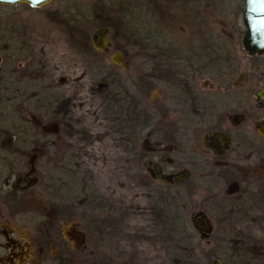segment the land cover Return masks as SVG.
Here are the masks:
<instances>
[{
    "label": "flooded vegetation",
    "instance_id": "1",
    "mask_svg": "<svg viewBox=\"0 0 264 264\" xmlns=\"http://www.w3.org/2000/svg\"><path fill=\"white\" fill-rule=\"evenodd\" d=\"M212 9L211 3H206L205 8L192 16L183 10L176 11L178 17L191 16L195 22V32L172 41L173 47L171 48L151 50L148 45L147 49L142 51L146 71L145 80H143L145 90L142 97L147 100L145 92H148L151 78L155 77L161 86L166 83L164 81L167 79L168 89L170 88L171 91L168 100L171 101L172 108L169 110L178 117L175 123L177 126L175 125L172 129L166 126L167 129H165L162 122H156L157 117H163L168 112L160 109L157 114H152L145 107L143 98L140 99L132 91V83L122 77L120 71L126 69L111 62L108 70L116 72L118 76L125 79L128 88L125 95H130L131 98L133 96L134 101L140 105L137 109L143 111L147 117H144V123L140 125L138 123L137 128L134 129L132 117H127L128 112L126 117H121L126 120V128H121L115 115L106 114V116L111 122L115 140L118 139L116 141L120 143V147L128 156L131 167L139 169V172L136 170L137 176L140 175L141 181L146 183V208L153 228L156 226L149 208L152 193L164 191L165 186L168 188L183 187L190 184L192 176H195L200 182H205L209 192L206 197V212H204L212 224L211 235L218 233L238 235L240 234L238 227L244 224L249 216L256 212H264V169L260 174L258 171L260 163L255 160L261 157L264 159V149H261L259 142L252 139L248 133L239 130V127L249 118L247 112L235 113L227 119H224L225 116L220 113L228 107L231 100L238 99L237 101L242 103L239 98L244 96L245 86L255 89L251 97L259 107L264 106V103L254 96L256 92L264 91V87H261L260 75L264 68V61L261 60L264 59V53L246 54L242 47L244 31L241 38L238 35L229 37L227 34H218L209 17ZM219 9L220 14H225L224 3ZM159 15L158 19L161 20L162 12L158 10L157 16ZM107 37L111 44L110 51L116 46L112 42L111 32ZM85 45L92 48L100 62L101 56L109 52L97 50L94 47L92 35ZM237 46L243 53L241 58L237 54L240 52ZM213 47L217 49L213 50ZM116 49V53H122L124 57L120 48L116 47ZM77 54L91 72L84 57ZM156 56L158 59L153 60L152 57ZM29 61V58L23 57L20 64L16 66L15 74H5L1 59L0 83L5 84V89L11 81L19 85L30 84V82L26 83L27 79L41 76L35 70L28 72L26 63ZM98 69L102 71L106 68L100 65ZM149 70H153L157 75L150 76L147 73ZM91 76L92 92L103 101L105 107L114 99L110 110L112 113H117L116 111L120 110L118 99L120 100L123 94L121 84L116 82L112 84L113 97L110 100L104 94L107 88L94 83L98 75L91 74ZM114 77L116 78V75ZM42 79L43 83L36 81L30 84L32 98H37V91L34 90L46 82L43 87L40 86V89L43 90L48 103L52 105L56 102V97L64 98L71 119L43 117V120L40 118L42 116H37L38 110L36 109L34 115L25 116L22 113L25 110L21 106V101L17 104L18 114L15 116L22 120H29L41 131L31 134L22 141L15 136L2 138L0 134V264H16L19 258L28 256L30 245L22 239L21 232L17 228H8L2 221L4 217L16 219L31 212L26 197L29 193L36 197L45 196L48 213L51 218L53 217L50 219V233L57 240L55 246L59 254L56 257L60 258L63 263L69 262L80 249H76L74 242L69 241L64 234L65 231H69L72 223L78 224L77 231H82L77 222H70L63 228L59 226L62 221H67V217L76 213L80 216H92L94 224L102 229L116 226L117 221L124 219V214L127 217L126 212L120 211L111 200L95 190L91 173L84 166L81 158L83 145L90 139V136L78 124L70 99L61 93L58 84L49 78L46 66L45 76ZM4 99L9 98L4 97ZM164 104L166 106V102ZM161 107L164 108L162 104ZM239 116L243 118L240 123H235L234 117ZM48 126H55V130L47 131L45 127ZM199 126L209 127L197 139L198 148L203 152V158L192 157L186 152V148L190 145L191 132ZM256 133L264 138L257 129ZM215 134H220V136L214 137ZM140 169H143V172H140ZM157 169L160 174H157ZM184 171L188 172V177L179 184L167 183L161 179L166 175L180 176ZM12 178H16L18 182L22 178L24 184L18 188L10 183ZM251 178H253L252 181H250ZM156 184H161V186ZM101 201L105 203L103 212L100 210ZM209 216L215 220L216 228ZM241 236L238 246L241 247V243L246 244L245 253L254 250L253 239L248 235ZM259 255L260 253L257 252L256 257L260 259Z\"/></svg>",
    "mask_w": 264,
    "mask_h": 264
},
{
    "label": "rangeland",
    "instance_id": "2",
    "mask_svg": "<svg viewBox=\"0 0 264 264\" xmlns=\"http://www.w3.org/2000/svg\"><path fill=\"white\" fill-rule=\"evenodd\" d=\"M95 1L53 0L42 8H30L25 4H18L10 6L11 8L7 10H0V22L18 25L20 35L25 36L34 56L45 63L49 78L55 81L61 93L70 99L71 108L78 124L89 134L90 139L83 145L84 150H82L81 158L84 166L91 173L95 190L111 200L120 211L127 213V217L124 214V219L117 221L116 226L110 229L98 228L94 224L92 216H80L78 213L67 217V221H62L59 225L62 228L70 222H77L85 233V243L73 255V258L64 264H170L166 251L157 242L158 231L156 227L153 228L147 214L146 183L141 181L140 175L137 176L139 169L131 167L128 156L120 147V143L116 141L118 139L115 140L111 122L106 116L108 107H105L103 101L92 92V73L70 47L67 36L60 28L58 16L68 18L71 14L74 15L72 12L74 8L90 6ZM147 1L142 0L141 2L144 8L149 9L148 5L150 4ZM151 1L154 3L158 0ZM222 1L226 7L225 14L219 13L221 5L217 6V4L220 2L210 0L213 9L209 17L216 27V32L227 34L229 37L238 35L241 38L244 31L241 20L243 2L241 0ZM166 6L170 8V11L163 12L161 20L153 19V24L165 36L167 35L171 41H175L195 32V22L191 16L178 17L170 4ZM160 7L162 11L164 7ZM94 32L95 30H92L90 36ZM237 49L239 50L238 46ZM116 50V47H112L108 53L101 56L102 65H105L107 69L111 67L109 58L117 52ZM138 51L139 47L134 46L127 47L126 51H123L128 68L125 71L121 70L120 73L122 77L132 83V91L141 99L145 90L142 79H145L146 71L142 56ZM239 51L237 54L241 58L243 53L241 50ZM261 60L264 61V59ZM147 73L150 76L157 75L153 70H149ZM170 73L172 72L170 71ZM167 75L170 77L169 74ZM260 75L261 87H264V68ZM164 82L166 83L161 86L158 82L150 80L148 92H145L147 100L143 98L142 101L152 114H157L160 109L166 110L168 113L166 112L165 116L156 119L153 117V119L156 122H162L165 129L168 127L172 129L175 127L178 117L169 110L172 108L171 101L168 100L171 91L170 88L168 89L167 79ZM253 90L255 89H252L251 86H245L244 96L239 98L242 103H239L238 99L231 100L220 115L227 119L235 113L247 112L249 118L239 127V130L248 133L252 139L259 142L261 149H264V138L259 137L255 129L257 120L264 117V106L259 107L251 97ZM163 101L166 102V106ZM161 104L164 108L161 107ZM0 124H5V122L0 120ZM45 128L51 132L55 130V126ZM207 128L209 127L199 126L192 130L190 145L186 148L188 155L203 158V152L198 148L197 139ZM85 139L87 138L85 137ZM89 140L90 142H88ZM255 160L260 163L258 171L262 174L264 159L261 157ZM140 172H143V169H140ZM22 181V178L19 182L16 178H12L10 183L19 188L24 184ZM190 181V184L178 189L162 187L169 193H179L189 197L187 203L192 212L198 210L206 212V197L209 192L205 182H200L195 176H192ZM156 185L161 186V184ZM26 197L31 212L16 219L4 217L2 221L8 228H17L21 232L22 239L30 245L28 256L19 258L15 263L60 264L59 258L56 257L59 254L55 246L57 240L50 233V219L53 217L51 218L48 213L45 196L36 197L29 193ZM209 217L213 220L214 228H216L215 220L211 216ZM238 229L241 235H248L253 239L254 250L247 251L246 255L253 262L255 261V264H264V212L252 214ZM218 237L219 233L211 235L207 240H201L195 234L196 249L200 256L204 255L202 264H209L207 258H211L213 253L219 258H225L222 253L223 244L219 242ZM257 252L260 253V259L256 257ZM234 262L232 261L230 264H234Z\"/></svg>",
    "mask_w": 264,
    "mask_h": 264
},
{
    "label": "trees",
    "instance_id": "3",
    "mask_svg": "<svg viewBox=\"0 0 264 264\" xmlns=\"http://www.w3.org/2000/svg\"><path fill=\"white\" fill-rule=\"evenodd\" d=\"M142 0H96L92 5L86 7L74 8V15H70L68 18L58 16L60 22V28L67 36L70 46L80 55H82L89 66L91 73L98 75L95 77L94 83L100 84L105 88V96L111 100L112 84L116 82L121 84L123 94L118 99L120 110L117 113H112L110 105L113 100L107 104L108 115H115L117 121L121 124V128H126V120L121 117H132L133 128H137V124L144 123V117H147L143 111L139 109V103L134 101V98L130 95H125L128 92V88L125 84V79L118 76L116 72L108 70L105 65H102L97 58V54L91 47L86 46L85 43L90 39V32L102 28H107L111 32V39L113 44L120 51H126L127 47L134 46L139 47V53L142 56V51L147 49H168L173 47L172 41L169 37L164 35L160 29L153 24V19H158V10L161 11L163 6V12H169L170 8L166 5L170 4L175 11H186L187 13L194 15L199 13L206 3H211L210 0H158L152 3L148 0V8H144L141 2ZM203 1V2H202ZM218 5L223 3L222 0H217ZM202 2V3H201ZM166 6V7H165ZM212 7V3H211ZM10 6H0V10L10 9ZM93 24V25H92ZM25 36L20 35V28L16 24H9L8 22H0V57L2 59V68L4 73H16V66L22 61L23 57L29 58L30 61L26 63L28 72L35 70L41 76L38 78H29L26 83H33L36 81L44 82L42 78L45 76V63L38 59L32 53L30 47L26 42ZM122 42V43H121ZM132 44V45H131ZM165 44L167 46H165ZM129 45V46H127ZM217 48L213 47V50ZM153 60H157L158 56L152 57ZM103 66L106 69L100 70L99 66ZM35 69H32V68ZM4 75V74H3ZM116 75V78L114 77ZM2 74H0L1 78ZM16 76V75H15ZM145 80V79H142ZM156 82L157 79L151 78ZM149 80V84H150ZM153 82V81H152ZM46 83V82H45ZM45 83L43 85H45ZM155 83V82H154ZM30 84H16L11 81L7 84L0 83V120H3L5 124H0V134L2 138L15 136L19 140H23L29 137L31 134L39 133L40 128L35 127L29 120H22L16 117L18 114L16 110L17 104L21 103L24 108L22 112L25 116L34 115V110H38L37 116L44 120L43 117H68L71 119V115L68 114L67 102L64 98L56 97L52 105L47 101L43 90L40 89L41 84L36 88L37 98H32V87ZM38 84V82L36 83ZM37 86V85H36ZM150 85L148 86V88ZM22 93V94H21ZM4 97L9 98L8 100ZM132 100V102H131ZM136 104V105H135ZM112 115V116H113ZM28 119V117H26ZM141 128L139 127V130ZM18 144V143H16ZM178 188V187H175ZM150 196L149 208L153 217V222L157 228L156 234L157 242L161 245L163 250L166 251L170 264H202L204 255L200 256L196 245L194 243L195 234H197L190 223V214L193 213L188 205V199L186 195L172 194L164 191H155ZM101 212L105 203L101 201ZM188 216V218H187ZM195 232V233H194ZM198 235V234H197ZM222 236L224 237L222 239ZM242 238L241 235L233 233L219 234V242L223 243L222 253L225 258H219L215 253L211 258H207L209 264H212L214 260L219 259L223 264H230L235 261L234 264H254V262L246 255L245 245L241 243V247L238 246V240ZM63 257V256H61ZM227 257V259H226ZM232 260V261H231ZM238 261V262H237ZM59 263L64 264L63 261ZM107 264V263H106Z\"/></svg>",
    "mask_w": 264,
    "mask_h": 264
},
{
    "label": "water",
    "instance_id": "4",
    "mask_svg": "<svg viewBox=\"0 0 264 264\" xmlns=\"http://www.w3.org/2000/svg\"><path fill=\"white\" fill-rule=\"evenodd\" d=\"M53 0H0V6H15L25 4L30 8H42L50 4ZM243 11L242 21L244 24V36L242 38V47L248 55H260L264 53V0H242ZM109 29H98L92 34L94 47L101 52H108L110 49V40L107 35ZM110 62L114 65L127 69V64L124 61L122 53H116L110 56ZM254 96L264 103V91H259ZM243 117H234L235 123H240ZM256 129L260 135L264 136V118H261L256 123ZM220 134H215L214 137H219ZM157 174L159 170H156ZM188 177V172L184 171L180 176L166 175L161 179L167 183L179 184ZM190 222L194 231L197 232L201 240H207L212 231V224L204 211H195L190 214ZM78 224L72 223L69 231H65V236L69 241L74 242L76 249L80 248L85 243V234L82 231H77ZM213 264H222L220 260H214Z\"/></svg>",
    "mask_w": 264,
    "mask_h": 264
}]
</instances>
